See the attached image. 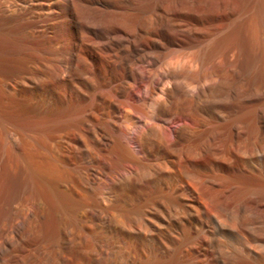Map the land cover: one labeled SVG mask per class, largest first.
<instances>
[{
    "label": "bare ground",
    "instance_id": "1",
    "mask_svg": "<svg viewBox=\"0 0 264 264\" xmlns=\"http://www.w3.org/2000/svg\"><path fill=\"white\" fill-rule=\"evenodd\" d=\"M67 3L64 9L60 0H0V49L12 18L29 13L44 24L57 18L73 26L70 19L79 24L92 12L99 28H70L55 80L73 107L96 99L101 126L89 130L113 159L114 167L106 162L118 189L145 170L173 201L156 220L143 209L133 226H117L145 244L159 239L169 264H264V0ZM151 4L161 13L140 25L137 12ZM162 15L174 25L169 40ZM113 190L106 187L99 198L106 254ZM144 250L128 258L147 264Z\"/></svg>",
    "mask_w": 264,
    "mask_h": 264
},
{
    "label": "rangeland",
    "instance_id": "2",
    "mask_svg": "<svg viewBox=\"0 0 264 264\" xmlns=\"http://www.w3.org/2000/svg\"><path fill=\"white\" fill-rule=\"evenodd\" d=\"M60 1L66 9L67 0ZM137 13L142 25L161 12L151 4ZM70 20L73 26L57 18L44 24L26 13L10 20L14 28H3L9 38L0 49V264H134L128 257L141 248L151 256L147 264H169L159 239L145 244L117 226H133L143 209L155 220L157 211L167 214L173 201L166 185L141 170L118 189L115 168L107 167L113 159L104 157L89 130L101 126L96 99L73 107L55 80L69 53L70 28H99L92 12L82 23ZM160 24L169 40L170 17L162 15ZM230 165H238L236 157ZM199 172L210 173L206 167ZM106 187L118 189L108 254L99 199ZM160 237L167 249V232Z\"/></svg>",
    "mask_w": 264,
    "mask_h": 264
}]
</instances>
